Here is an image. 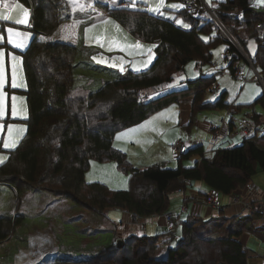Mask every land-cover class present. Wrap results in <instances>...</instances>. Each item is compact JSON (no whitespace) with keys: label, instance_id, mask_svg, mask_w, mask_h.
Wrapping results in <instances>:
<instances>
[{"label":"trees","instance_id":"1","mask_svg":"<svg viewBox=\"0 0 264 264\" xmlns=\"http://www.w3.org/2000/svg\"><path fill=\"white\" fill-rule=\"evenodd\" d=\"M19 1L32 8L33 38L20 51L29 116L25 121L26 135L0 164V185L13 187L18 195L29 190L43 191L99 214L109 208H121L151 216L165 213L170 193L186 189L193 181L231 194L245 187L259 167L264 168V149L258 145L256 134L241 145L218 149L211 156L204 155L202 146L189 149L183 159L176 161V167H136L126 153L113 145L116 132L182 98L194 97V111L230 106L225 93L215 102H205L215 76H201L188 81L186 88L157 95L191 60L213 65L214 49L222 43L227 46L225 53L229 56L224 58L233 74L238 62L245 58L232 41L221 37L214 19L199 14L205 8L199 13L189 9L188 3L195 0H179L184 8L175 11L174 18L154 14L145 5L125 7L104 0L96 4L75 0V6L72 0ZM196 1L202 4L201 0ZM212 9L222 24L233 28L245 53L244 32L257 39L259 49L251 61L264 72V35H260L258 28L264 24V11L253 8L251 0H220ZM105 14L139 39L157 41L156 59L147 70H128L122 77L106 80L99 91L82 93L74 90L81 31L87 23ZM179 16L189 20L191 28L177 24ZM257 102L264 103V95ZM251 118L257 126L262 122L259 114ZM195 154L201 159L193 166H185L183 161ZM92 159L116 161L122 171L129 173L130 187L114 190L100 182L88 183L85 174ZM24 218L0 217V242L7 240ZM196 220L191 218L184 224L182 240L165 257L157 255V238L135 236L121 247H104L84 262L67 259L53 264H248V252L236 239L239 231L224 237L213 236L204 229L205 224L198 226Z\"/></svg>","mask_w":264,"mask_h":264},{"label":"crops","instance_id":"2","mask_svg":"<svg viewBox=\"0 0 264 264\" xmlns=\"http://www.w3.org/2000/svg\"><path fill=\"white\" fill-rule=\"evenodd\" d=\"M8 1L9 5L15 6L17 4V0ZM176 1L177 2H173L172 4L183 6L178 8H167V4L165 5L163 0H137L134 1L135 3L130 0H109L108 3L125 7H141L145 5L149 10L159 6V13L150 11L154 14L162 15L161 10L163 7L172 11H178L184 8L183 3L179 0ZM217 1L220 0H208V3L205 2V5H209L208 7L211 9V7L213 8V6H215ZM88 2L96 4L97 2H101V0ZM133 4L135 6H132ZM251 5L256 10L264 11V0H251ZM199 14L208 18V16H205L204 12ZM179 17H177L176 22L178 21L179 23L177 24L184 27L185 23H181ZM184 19L192 26L189 20L185 17ZM29 27L31 28L30 22ZM184 28L191 27L188 26ZM258 28L260 29V35L263 36L264 24L260 25ZM24 34V46L20 47L21 51L29 45L32 40L31 38H33V35L30 37L28 33ZM82 35L84 37H80L79 52L76 56V65L74 67L75 80L79 76H84V74L76 72L75 69L80 62L82 63L81 66L86 68L90 67L91 65L89 63H91L93 65L92 67H96L98 70H106L107 73L112 71L109 67L119 68V72L126 73L128 70L134 72L147 70L156 59L157 41L147 42L139 39L119 21L106 14L87 23L81 31V36ZM244 35L247 38L246 48L249 40L254 39L257 43V49H255V53H252L253 55H249L248 51L245 53L246 57L251 60L258 52L259 43L251 34L244 32ZM137 42H139V47H137ZM7 46L10 48H15L14 46H17L9 41L8 33L7 42L6 40L3 42V38L0 36V48ZM149 49L151 50L150 53ZM226 50V44L216 50L214 49V54L215 51H217L218 54L217 61L219 62V67H214V65L211 67V65L207 66L206 64H200L196 60H191L185 65L183 70L176 73L172 82L166 84L163 90H160L157 95L186 88L188 81L195 80L201 76H215L216 80H219L220 90H223L219 97L225 93L226 102L230 104L229 107L211 110L203 108L194 111V97L188 96L182 98L155 112L138 124L116 132L113 139L114 147L126 153L129 161L139 168H146L155 164L166 165L167 163L176 162L171 159V151L173 144L177 140L186 142L189 145V149L202 146L204 148V155L211 156L218 149L230 148L243 144L249 136L243 134V130L239 128V122L245 118H251L253 115L259 114L262 117V122L258 126L255 124V132L253 134H256L258 145L264 149V103L257 102L261 96L264 95V86L261 87L254 83H248L251 79L255 80L256 78L259 82V78L257 77L259 74L261 77L260 80L264 85V72L260 69L258 70V68H256L258 73L254 71L250 67V63L247 59L245 62L249 67H247V64H240L239 61L238 68L245 70L249 77L247 81L239 80L235 74L228 69V63L224 58ZM150 54L151 62L147 63ZM132 58H136V61H139L136 66H133L132 61L129 63V60H132ZM85 61L87 63H83ZM92 61L102 64L101 66H94ZM119 65H122L125 70L121 71ZM217 71L221 72V77L216 76ZM1 73L2 72H0V80ZM251 75H253V78H251ZM234 77L244 84L239 91L233 80ZM6 79V77L3 78V84H5ZM9 88L10 86L8 89ZM75 89L83 91L82 93H87L90 87L83 88V86L78 83L74 85V90ZM234 90H236L235 93ZM207 94L205 96V102H215L207 100ZM235 95L237 97L241 95V100L238 99L237 103L233 101ZM219 97H217V99ZM255 104H257L256 107L253 106ZM1 106L0 104V109ZM3 113L4 114L0 116V121H4L5 118H13L11 111L6 113V111L3 110ZM7 121H16V119H8ZM161 125L164 126V128L161 129L159 127ZM185 131L187 135H185L186 137L184 138L187 141L183 138V132ZM25 135L26 133L20 138L18 144L16 143L17 146L10 150L16 149ZM191 157L188 158V160L191 159L189 165H185L186 162L183 161L185 166H193L201 159V156L198 154ZM4 162L5 160L0 162V164ZM192 162L195 163L191 165ZM93 165H95L94 168ZM93 165V170L91 169L85 174V180L88 183L100 182L114 190L127 189V187L130 186V175L126 179V174L121 171L117 162L114 160H98L97 162H93ZM170 167L174 166L172 165ZM250 182L256 185L257 188L250 189L247 188L246 185L245 187L234 190L231 194L222 193L221 205L219 207H214L207 201V194L211 188L208 187L205 182L193 181L186 189H176L172 191L169 195L170 204L167 211L179 209L183 205L187 206V210L180 216L174 233L169 231L167 225L165 218V213L167 211L163 214L140 216L121 208H109L105 213L99 214L76 205L72 200L58 198L63 199L62 203H66L65 206H68L67 208L70 209L67 210L69 212L68 215H63V212L57 213L60 209L57 207L56 203H53L55 205L53 209L48 207L43 211L45 216L41 217V221L46 220L47 224L39 229V231H41L39 234H36L34 229L31 230V234L29 232H16L13 237H9L7 240L0 242V249L7 248V251L14 250V257L9 259L7 263L53 264L67 259H81L82 257L91 258L97 255L104 247L115 243L117 244L120 239L126 242V240L131 237L149 236L159 240L157 248L158 257H165L168 250L170 248H175L177 243L182 240L184 224L191 218H197L196 221H201L200 225L205 224L206 226L204 225V229L210 230L213 236L224 237L231 232L239 231L240 233L236 236V239L248 252V264H264V211L259 212L255 208L250 209V207H247V204H251L252 206L261 204L264 206V168L259 167L257 173L251 178ZM0 186L9 187L15 194L16 211L14 216L21 215L19 206L30 196L37 195L36 197H41L39 200L45 199L48 203L54 201L51 196H48V193L43 191L29 190L18 195L13 187L7 184H1ZM235 196L239 197L238 201L234 200ZM41 203L43 204L44 202L41 201ZM13 210L14 206L5 210L0 217H13ZM71 215L73 216L70 220L67 219ZM75 215L77 218L73 219ZM22 216L26 217L27 215L25 214ZM59 217H61V220H59ZM63 220L65 224H63ZM70 223H73L74 229L79 233H73L71 236L76 240H83L84 247L76 248L72 244H63V246H61V240L67 238L70 233L67 232L65 225ZM54 228H57V231L54 230ZM59 228H61V230ZM63 231L65 233L64 235ZM104 231L106 235L111 238V241L103 245L99 243L98 236L103 234ZM36 236H39L41 241H39L36 246H32L31 243L36 240L34 238ZM8 241L13 242L10 244ZM23 242L24 244H22ZM19 243L24 245V247L18 248ZM0 264L4 263L0 262Z\"/></svg>","mask_w":264,"mask_h":264},{"label":"rangeland","instance_id":"3","mask_svg":"<svg viewBox=\"0 0 264 264\" xmlns=\"http://www.w3.org/2000/svg\"><path fill=\"white\" fill-rule=\"evenodd\" d=\"M88 1H93V0H88ZM108 1L109 0H104V2H108ZM130 1L135 3L134 1H137V0H130ZM163 1L165 2V5L167 4V8H172L170 5L173 2H177L176 0H166V1L163 0ZM201 1H202V4L204 5L203 0H201ZM205 2L208 3V0H206ZM8 3H9V1H8ZM16 3L22 5L23 8H26L29 10L28 23L25 25H21V24H16L14 22V20L5 21V20L0 19V36H2L3 42L5 40L7 42V33H8L7 29L8 28H13L15 30V32L28 33L30 35V37L33 35V31L29 27V22H30L31 13H32L31 7L27 6L26 4H24L23 2H21L19 0H17ZM207 6H209V5H207ZM211 10H212V8H211ZM0 13H4V14L8 13V9L6 7H4L3 4H0ZM161 13H162V15L167 16V17H171V18H174L176 15L175 11L167 10L166 7L162 8ZM11 14L13 15L14 18H17L18 14L22 15L21 10L15 8V6H13ZM204 14H205V16H208V18H210L207 8H205ZM179 21L181 23L184 22L186 25H189V27H191L190 24L185 21L183 16L179 17ZM176 23H179V22L177 21ZM235 36H236V33L234 34L233 37H234L235 41H237L238 39ZM81 37H84V36L82 35ZM8 38H9V41H11V43H13L15 45H18L20 43L23 44V42H24L23 41L24 36L18 37L15 34L10 35L8 33ZM224 44L225 43L218 45L215 48V50ZM14 47L15 48H13V47L10 48L9 46H7V47L0 48V52L3 53V65H2V67H0V72H2L1 73L2 83H0V104L2 105L1 109L6 111V113H8L10 111L12 113V109L14 106L15 110L17 112V115L13 116V118L12 117L11 118H5L4 121H0V126H2V127H0V158H3L2 161H4V160L6 161V159H8V157H9L8 151L10 149H12V148H4L3 144L6 142L10 143L13 140H15L16 143L18 144L20 138L23 136L24 133L27 132V125H26L25 120L28 118V115H29V110H28V105H27V97H26V94L24 92L25 88L27 87V81H26L24 67H23L22 54L20 52L21 48L20 47L17 48V46H14ZM255 49H257L256 41L254 39L249 40V42L247 44V51H248L249 55H253L252 53H255ZM217 55H218L217 51H215L214 64H213L214 67H219V62L217 61ZM245 58L240 60V64H247L245 62ZM131 61L133 63V66H136L137 63L139 62V61H136V58H132V60H129V63ZM83 63H87V62L85 61ZM92 63L94 64V66H101V64H102V63H98V62H94V61H92ZM81 64H82L81 62L78 63V65L76 66L75 69H76V72L82 73V74H84V76L77 77L75 80V85L80 83L83 86V88L90 87V90H89L90 92H97L100 89H102V86L106 80L108 81V80L117 79L119 77H122V75L125 74V73L119 72V68L117 69L114 67H109L112 69L113 72L109 71L107 73L106 70H98V68L92 67L93 65L91 63H89L91 66L87 67V68L82 67ZM206 65L210 66V64H206ZM77 67H80V68H77ZM211 67H212V65H211ZM247 67H249L248 64H247ZM136 71H139V70H136ZM220 73L221 72L217 71L216 76L221 77L222 74H220ZM13 74H14L16 87L12 86L13 85ZM228 74H230V73H228ZM5 77L7 79H6L5 84H3V81H4L3 78H5ZM251 78H253V75H251ZM256 79L255 80L251 79L248 83H254L255 85H259V86L263 87L264 85H263L262 81L259 79V82H258L257 81L258 79L257 80ZM233 80L235 81V84H236L237 89L239 91L241 86L244 84L239 82L237 80V78H235V77ZM9 86H10V88H12V90L8 89ZM222 91L223 90H219L217 97H219V95L221 94ZM235 92H236V90H234V93ZM207 93H208L207 94V100H211V101L217 100V97L212 96V93L210 90H208ZM238 99L241 100V95H239L238 97L235 95V99L233 100L234 103H237ZM253 106L256 107L257 104H255ZM246 108L249 109L248 107H246ZM209 110H211V109H209ZM8 119H16V121H7ZM9 126H13L11 128V135L9 134ZM159 127L161 129L164 128V126H162V125ZM157 133H159V132H157ZM185 135H187L186 131L183 132V138L186 137ZM187 146L189 147L188 144H187ZM191 159H192V157H191ZM191 159H189V160H188V158L185 159L184 160V162H186L185 165H189ZM97 161L98 160L95 161L94 159H92L90 161V166H89L87 172H89L92 169L93 162H97ZM177 163L178 162L167 163L166 166L170 167L173 165L174 167H176ZM194 163L195 162H192L191 165H193ZM94 166L95 165H93V168H94ZM125 174L127 176V177L125 176L127 179L129 177V173L128 174L125 173ZM103 176H105V175H103ZM129 187H127V189ZM36 194H38V193H36ZM46 195H48V194H46ZM36 196L28 197L25 200V202L19 206L20 210H21V215L26 214L27 216L24 219H22V221L17 225L16 230L14 231V233L10 237H13L16 232H29L31 234V230H33V229H34L36 234H39L41 232V231H39V229L44 227L45 224H47L46 220L41 221V217L45 216V214H43V211H45L48 207H51L53 209L55 207V205L53 203H56L57 207L60 209V211H58L57 213L63 212V215L69 214V212L67 210H70V209L67 208L68 206H65L66 203H64V204L62 203L63 199H58L56 197L48 195V196H51L52 200H54V201L48 203L47 200H45V199L39 200V199H41V197H36ZM41 201H43L44 203L42 204ZM68 202H70V201H68ZM12 206H14V210L12 212V214H13L12 216H14V213L16 211L15 194L13 193V190L10 189L9 187L0 186V215L3 214L5 212V210L12 208ZM19 207H17V208H19ZM62 207H63V210H62ZM72 216L73 215H71L67 219L70 220V218ZM76 218H77V216L75 215V217H73V219H76ZM59 220H61V217H59ZM63 224H65L64 220H63ZM197 225L199 226L200 222H198ZM65 226H66L67 232H70L72 234L69 233L67 238H65L64 240H61V246H63V244H72L76 248L84 247L83 240L82 241L76 240V239H74L73 236H71V235H73V233L79 234L74 229L73 223L67 224ZM59 229L61 230V228H59ZM54 230L57 231V228H54ZM64 234L65 233L63 231V235ZM34 238L36 240H34L31 243L32 246H36L39 243V241H41V238L39 236H36ZM15 239H16V237H15ZM15 239H14V241H15ZM98 239H99V243H102L103 245L108 244L111 241V238H109V236L106 235L105 231L103 232V234L98 236ZM12 242L13 241H8V243H10V244H12ZM22 244H24V242ZM22 244L19 243L18 248L24 247V245H22ZM0 250H1L0 251V257H1L0 262H2L4 264H14L12 262L7 263L9 259H12V257H14V255H15L14 250L7 251V248L0 249ZM115 256H116V254H115ZM86 259H87L86 257H82L79 262H84V261H86Z\"/></svg>","mask_w":264,"mask_h":264},{"label":"built area","instance_id":"4","mask_svg":"<svg viewBox=\"0 0 264 264\" xmlns=\"http://www.w3.org/2000/svg\"><path fill=\"white\" fill-rule=\"evenodd\" d=\"M204 2V1H203ZM202 3V2H201ZM188 7L191 11L199 13L200 10H202L203 8H207L208 12H209V17L211 19H214L217 24L219 25L220 28V35L222 38H224L225 40H229L232 41L233 43L235 42L234 39V31L233 28L230 25H226V24H222L218 17L216 16V14L214 13V10H211L208 6L203 4L198 3V1H192L190 3H188ZM235 44V43H234ZM238 48V47H237ZM240 50V52L244 55L245 52L242 51V49L238 48ZM225 56H229V53H225ZM245 56V55H244ZM246 57V56H245ZM246 59L248 60V62L250 63V67L257 72L255 65L253 64V62L251 60H249L247 57ZM258 73V72H257ZM235 76L242 81H247L248 80V75L247 72L241 68H236V72H235ZM257 77L259 79H261L260 75L258 74ZM220 90V86L217 80H214L211 85H210V91L212 93L213 97H217L218 96V92ZM239 128H241V130H243V134L250 136L251 134H253L255 132V123L252 120V118H245L242 121L239 122ZM189 147L187 146V144L185 142H183L182 140H177L173 146H172V151H171V158L173 161H179L181 159H183L184 155L188 152ZM247 188L250 189H254L257 188L256 185L252 184L251 182H249L247 184ZM182 191V190H179ZM221 197H222V192L220 190L217 189H211L208 194H207V201L213 205L214 207H219L221 205ZM235 201L239 200V197H234ZM247 207H250V209L255 208L256 210H258L259 212H263L264 211V206L261 204H257L255 206H252L251 204L248 205ZM187 210V206L183 205L182 207H180L179 209H175V210H170L167 211L165 213V218L167 221V225L169 228V231L171 233H174L178 224V221L180 219V216L183 212H185Z\"/></svg>","mask_w":264,"mask_h":264},{"label":"snow or ice","instance_id":"5","mask_svg":"<svg viewBox=\"0 0 264 264\" xmlns=\"http://www.w3.org/2000/svg\"><path fill=\"white\" fill-rule=\"evenodd\" d=\"M74 6H75V0H72ZM0 4H3L4 7H6L8 9V13L7 14H4V13H0V19L2 20H5V21H8V20H14V22L16 24H21V25H25L28 23V16H29V10L26 9V8H23L22 5H19V4H16L15 5V8L17 9H20L21 10V13L22 15H19L18 14V17L17 18H14L13 15L11 14L12 13V9H13V6L12 5H9L8 3V0H0ZM132 6H135L134 4ZM183 5H179V4H172L171 7L173 8H178V7H182ZM80 10L83 11V6H80ZM151 11H154V12H160V8L159 6H157L156 8H152L150 9ZM189 25H184V27H188ZM7 32L12 35V34H15L16 36L20 37V36H24L25 34L24 33H19V32H15V30L13 28H8L7 29ZM67 38V37H66ZM24 45L22 43L18 44L17 47H23ZM139 42H137V47H139ZM151 52V50L149 49V53ZM151 62V54L149 55V59L147 61V63H150ZM3 65V53L0 52V67H2ZM146 66V64H145ZM120 67V70L121 71H124L125 69L123 68L122 65H119ZM0 83H2V80H0ZM13 87H16V84H15V79H14V74H13ZM4 113H3V110L0 109V116H2ZM13 116H16L17 115V112L15 110V107L13 106V109H12V113H11ZM2 127V126H0ZM13 126H9V134L11 135V128ZM16 146V141L13 140L12 142L8 143H4L3 144V147L4 148H13ZM3 158H0V162H2Z\"/></svg>","mask_w":264,"mask_h":264},{"label":"water","instance_id":"6","mask_svg":"<svg viewBox=\"0 0 264 264\" xmlns=\"http://www.w3.org/2000/svg\"><path fill=\"white\" fill-rule=\"evenodd\" d=\"M234 43H235V45H236L238 48L243 49L238 41H235ZM242 51H244V50H242ZM244 55L246 56V54H244ZM124 244H125V241L122 240V239L118 240V242H117V245H118L119 247L123 246Z\"/></svg>","mask_w":264,"mask_h":264}]
</instances>
